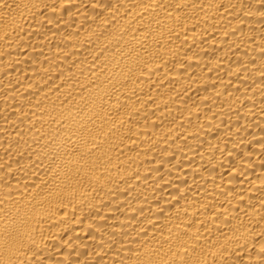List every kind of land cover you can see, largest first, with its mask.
<instances>
[{
	"label": "bare ground",
	"instance_id": "1",
	"mask_svg": "<svg viewBox=\"0 0 264 264\" xmlns=\"http://www.w3.org/2000/svg\"><path fill=\"white\" fill-rule=\"evenodd\" d=\"M0 264H264V0H0Z\"/></svg>",
	"mask_w": 264,
	"mask_h": 264
}]
</instances>
